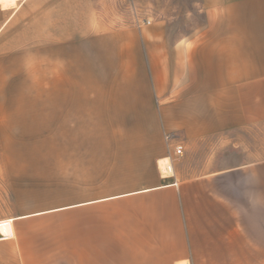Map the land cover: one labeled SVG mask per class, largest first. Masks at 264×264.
<instances>
[{"label": "crops", "instance_id": "obj_1", "mask_svg": "<svg viewBox=\"0 0 264 264\" xmlns=\"http://www.w3.org/2000/svg\"><path fill=\"white\" fill-rule=\"evenodd\" d=\"M250 1L203 0V23L141 27L105 28L95 12L80 27L68 8L40 103L85 144V183L0 220V264H264V144L238 147L264 134V25L251 31ZM167 133L184 152L165 179Z\"/></svg>", "mask_w": 264, "mask_h": 264}, {"label": "rangeland", "instance_id": "obj_2", "mask_svg": "<svg viewBox=\"0 0 264 264\" xmlns=\"http://www.w3.org/2000/svg\"><path fill=\"white\" fill-rule=\"evenodd\" d=\"M202 1L19 0L10 8L0 4V220L32 212L51 200L64 203L73 185L85 183L86 161L80 158L85 144L61 137L50 106L40 103L42 78L43 87L53 86L49 78L53 67L45 64V47L56 40V24L59 29L70 26L65 17L68 8L78 11L80 27L86 26L94 12L105 28L141 27L162 19L190 25L205 22ZM248 3L250 29L255 33L264 25V0ZM59 32V40L65 39L67 30ZM249 140L264 144V134L255 135L253 141L242 133L238 147L246 149ZM227 141L221 144V153L230 151ZM55 214L69 216V211L48 215ZM31 226L39 230L43 225Z\"/></svg>", "mask_w": 264, "mask_h": 264}, {"label": "built area", "instance_id": "obj_3", "mask_svg": "<svg viewBox=\"0 0 264 264\" xmlns=\"http://www.w3.org/2000/svg\"><path fill=\"white\" fill-rule=\"evenodd\" d=\"M166 139L168 142H174V155L169 154L168 156L158 160V168L160 174L163 178H174L175 177V167L174 160L183 155L184 146L179 142L178 137L175 134H166Z\"/></svg>", "mask_w": 264, "mask_h": 264}, {"label": "bare ground", "instance_id": "obj_4", "mask_svg": "<svg viewBox=\"0 0 264 264\" xmlns=\"http://www.w3.org/2000/svg\"><path fill=\"white\" fill-rule=\"evenodd\" d=\"M18 1L19 0H0V4L3 5L4 7H9L10 8V7H13L14 5H16V3ZM2 9H3V7H2ZM10 235H11L10 224L8 222L1 223L0 224V237H4V236L8 237Z\"/></svg>", "mask_w": 264, "mask_h": 264}]
</instances>
